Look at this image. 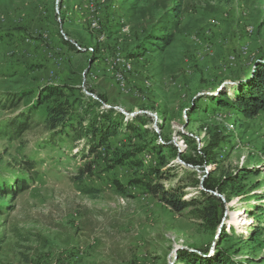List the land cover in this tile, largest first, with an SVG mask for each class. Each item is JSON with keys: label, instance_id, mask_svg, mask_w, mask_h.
<instances>
[{"label": "rangeland", "instance_id": "1", "mask_svg": "<svg viewBox=\"0 0 264 264\" xmlns=\"http://www.w3.org/2000/svg\"><path fill=\"white\" fill-rule=\"evenodd\" d=\"M173 3L0 0V103L9 94L21 95L16 108L0 107V126L36 107L20 135L0 128L2 179L9 184L16 177L27 179L11 198L0 196V264H184L180 252L213 258L218 251L243 264H264V227L252 249L258 221L249 213L257 203L253 196L264 194V111L251 119L231 109L195 111L190 118L186 113L199 94L219 89L231 94L230 81L246 77L264 54V0H181L175 16ZM92 21H98L103 40L91 29ZM62 33L81 49L63 42ZM164 35L170 39L161 47L149 43ZM194 39L210 45L208 51ZM117 53L130 60L129 72L113 64ZM83 80L125 120L138 114L145 125L111 137L99 148L92 172L80 176L82 142L75 146L65 139L62 156L39 148L49 133L42 122L47 102L36 103V95L45 86H63L73 101L78 87L83 92ZM216 135L217 168L185 164L182 158L194 157V150ZM152 139L168 161L160 170L175 166L161 183H179L185 199L199 194L202 186L194 179L202 181L214 168L215 177L254 171L223 194L215 192L224 203L218 231L204 228L189 208L172 211L133 182L159 166L160 154L146 146ZM140 145L146 147L130 158L139 165L116 160ZM29 160L35 167L23 170ZM260 218L264 221V214Z\"/></svg>", "mask_w": 264, "mask_h": 264}, {"label": "trees", "instance_id": "2", "mask_svg": "<svg viewBox=\"0 0 264 264\" xmlns=\"http://www.w3.org/2000/svg\"><path fill=\"white\" fill-rule=\"evenodd\" d=\"M180 4L181 0H175V3L171 5L170 10L172 16L176 15ZM98 27V29H94L93 27L91 29L97 33L98 40L99 35H102L104 39L105 36L99 25ZM59 35L63 42L68 43L72 49L78 50L76 45L70 43L66 38L64 39L62 34ZM164 36H157L149 43L155 49L161 47L163 44L168 43L170 39L169 35ZM194 40V43H198L197 45L202 46L204 44L200 40ZM153 47L149 46V48ZM93 50H96V48H93ZM253 65L246 72V77L242 78L243 76L237 75L234 77V80L230 81L232 83L229 85L231 94L227 93L226 90L221 91L219 89L217 92L214 91V93H202L196 97H192L188 111L186 110L187 117L190 118V115L195 111L204 115L210 111L219 112L223 111V109H231L240 114L242 118L251 119L261 111H264V54L257 57ZM78 90L80 91L79 95L73 97V101H71L70 96L65 93L63 86H45L36 95V103L47 102L44 108V119L42 122L47 127L49 138L39 148H42L41 150H47V148L52 150L56 149V153L62 156L64 152L60 146L65 139H69L73 144L77 142L75 146H78V143L82 142V147L78 152L83 163L79 165L78 173L80 176H83L84 174L92 172L96 158L99 157V148H106L108 146V140L111 137H115L123 132L138 131V124L145 125V122L138 114L134 115L132 119L125 120V115L121 111L114 109L112 106L105 107L103 105L106 102L103 96L96 94L97 99H94L91 96L84 95L79 87ZM201 99L206 100V105L199 103ZM20 100L21 95L9 94L4 97L3 102L5 103H0V107L5 108L6 106L4 104H7L10 108H16ZM35 111L36 107L29 108L26 111H20V113L14 115L8 122L0 126L1 132H11L16 136L20 135L30 126ZM219 139V135H216L215 138L209 140L202 148L194 150V157L182 158L185 164L199 165L203 169V166L212 163L217 168L218 160L215 150L219 146ZM146 146L150 147V150L153 152L157 151L160 154L159 166L152 169L150 176L135 179L133 182L144 187L148 194L174 212H181L189 208L188 212L191 217L199 220L200 224L204 228H208L211 232L218 231L224 211V203L216 193L223 194L231 184L233 185L244 180L249 174H255L253 170L244 168L215 177L214 168L212 171L204 174L205 177L202 181L198 178L194 179L195 186H202L198 189L199 194L194 198L185 199L184 191L179 183L172 187H164L163 183H161V179L166 176L164 174L169 173L171 169L175 168V166L169 165L166 170H160L161 166L165 167L168 165V161L164 159L165 157L163 156L161 146L155 143L153 139ZM146 146L140 145L134 150L118 156L116 160L122 161L126 158V162L139 165L140 162L138 160L130 158L141 152ZM75 156L76 154L72 155L71 160H75ZM62 164L64 163L62 162ZM31 167H35V161L29 160L21 165L23 170ZM184 172L188 174L189 171ZM152 174L155 177H151ZM2 175L0 173V196L9 195V198H11L18 189L27 185V179L25 177H16V181L9 184L5 179H2ZM116 184L119 185L117 181ZM214 192L216 193L214 194ZM225 196L226 200H228L231 194H226ZM253 197L257 199V203L252 206L249 213L258 223L252 228L253 234L252 238H250L252 240L250 241V246L252 249H255L257 246L254 245L257 242L256 236L264 227V221L260 218L264 214V201H262L264 194H255ZM221 235H226V233L223 231ZM178 258L184 264L244 263L237 261L234 259V255H228L225 251H218L213 258H205L200 255H195L192 252H180Z\"/></svg>", "mask_w": 264, "mask_h": 264}, {"label": "built area", "instance_id": "3", "mask_svg": "<svg viewBox=\"0 0 264 264\" xmlns=\"http://www.w3.org/2000/svg\"><path fill=\"white\" fill-rule=\"evenodd\" d=\"M91 27H93L94 29H98V28H99L97 22H95V21H92V22H91ZM62 35H63L64 38H66V35H65V34L62 33ZM102 39H103V36L100 35V36H99V40H102ZM202 46H203V50H207V51H208V47H209L210 45H208L207 43H204ZM76 47H77V49H81L78 45H76ZM129 62H130L129 59H126V58H124L123 56H120L119 53H117V54L114 56L113 64L116 65V66H120L121 69H122V71H123L124 73H127V72H129V71L131 70V66H130V63H129ZM114 65H110L109 67L113 68ZM85 72H86V70H85L84 73H83V77H84V75H85ZM118 76L121 77V78L123 79V75L121 76V75L118 74ZM81 87H82V91H83L84 93H86V91H88V90L86 89L85 85H84V80H83L82 83H81ZM89 92H90V91H89ZM214 194H215V192H214Z\"/></svg>", "mask_w": 264, "mask_h": 264}, {"label": "water", "instance_id": "4", "mask_svg": "<svg viewBox=\"0 0 264 264\" xmlns=\"http://www.w3.org/2000/svg\"><path fill=\"white\" fill-rule=\"evenodd\" d=\"M72 42V41H71ZM85 95H87V96H91L92 98H94V99H97V96L95 95V94H93L92 92H89V91H86V93H85ZM103 105L105 106V107H111V106H108V105H106V103H103ZM114 109H117V110H119V111H121L120 109H118V108H116V107H113ZM122 112V111H121ZM123 113V112H122ZM126 114V113H125ZM217 195V194H216ZM218 196V195H217Z\"/></svg>", "mask_w": 264, "mask_h": 264}]
</instances>
